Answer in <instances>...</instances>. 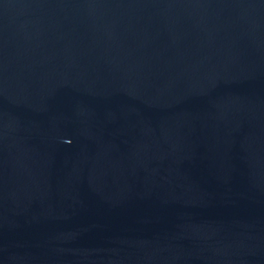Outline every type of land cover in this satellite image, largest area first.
<instances>
[{
  "label": "water",
  "instance_id": "water-1",
  "mask_svg": "<svg viewBox=\"0 0 264 264\" xmlns=\"http://www.w3.org/2000/svg\"><path fill=\"white\" fill-rule=\"evenodd\" d=\"M0 264H264V0H0Z\"/></svg>",
  "mask_w": 264,
  "mask_h": 264
}]
</instances>
